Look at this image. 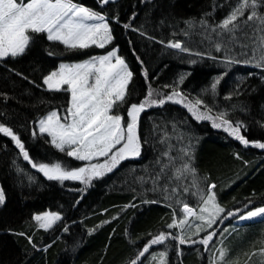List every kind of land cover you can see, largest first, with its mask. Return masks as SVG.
I'll return each mask as SVG.
<instances>
[{
	"label": "trees",
	"instance_id": "trees-1",
	"mask_svg": "<svg viewBox=\"0 0 264 264\" xmlns=\"http://www.w3.org/2000/svg\"><path fill=\"white\" fill-rule=\"evenodd\" d=\"M75 2L106 16L114 37L110 46L133 72L127 102L116 110L125 120L127 108L143 101L150 88L156 99L175 88L186 102L202 100L201 112L212 117L225 113L233 123L240 122L249 144L223 127H213L212 120H196L184 103L167 101L140 114V156L84 184L48 180L24 160L10 137L0 134V189L5 192L0 205V264H131L161 232L171 235L152 245L137 264H155L160 253L167 256L166 264H262L264 215L240 219L264 205V149L255 146L264 143V68L256 66L264 56L259 21L245 25L246 12L238 18L235 33L218 29L237 0ZM260 4L257 11L264 15V0ZM33 37L24 54L0 60V124L18 135L35 163L85 166L56 149L47 134L39 132L37 122L68 103L66 93L48 90L43 78L61 61L82 60L98 49L68 50L48 41L46 34ZM169 41H179L189 51L170 48ZM229 59L237 62L228 63ZM185 163L194 172L178 173ZM162 166H167L165 173L156 180ZM211 185L223 209L218 224L203 225L198 234L193 230L198 221L167 227L174 213L179 222L184 203L200 207ZM45 211L61 216L47 231L33 219ZM209 234V243H201ZM180 236L187 242L172 238ZM189 243L191 253L185 251ZM221 249L226 252L223 260Z\"/></svg>",
	"mask_w": 264,
	"mask_h": 264
},
{
	"label": "snow or ice",
	"instance_id": "snow-or-ice-1",
	"mask_svg": "<svg viewBox=\"0 0 264 264\" xmlns=\"http://www.w3.org/2000/svg\"><path fill=\"white\" fill-rule=\"evenodd\" d=\"M100 2L103 5L109 3L110 0H100ZM260 6V0H237V5L230 14L216 27L226 33H235L239 29L238 18L245 17L247 12L244 24L258 20L260 27L257 30L264 32V15L257 11ZM124 27L129 28L130 25L125 24ZM33 34H46L48 41L59 42L68 50H82L90 46L104 48L114 39L105 15L76 3L75 0H26V2L25 0H0V60L24 54L33 41ZM261 42L264 44V36L261 37ZM167 46L180 51H189L179 41H169ZM217 51H220L219 45H217ZM236 62L228 60V63ZM256 66L264 68V56ZM144 76L147 78L146 71ZM132 78L133 72L130 71L129 65L117 54L116 50L109 51L106 55L92 57L82 63L70 65L62 63L57 70L43 78V84L48 90L66 91L70 94V99L63 115L53 110L40 119L39 132L47 134L51 144L60 152H66L67 156L76 160L88 162L85 166L68 169L59 162L35 163L25 150L21 139L10 127L0 124V134L10 137L24 160L48 180L61 182L74 180L84 184H88L94 177L111 172L121 161L140 156L141 140L138 135L140 114L148 107L163 105L167 101L184 103L196 120H212L213 127H223L242 144H249V141L241 134L240 122L233 123L225 118V113L212 117L207 112H201L199 107L203 103L202 100L197 99L194 103L186 102L183 94L175 88L170 94H159L158 99L153 98L154 90L150 88L143 101L139 104L132 103L127 108V120H125L116 110L127 102L128 86ZM180 82H183V77ZM211 87L215 91L216 83H213ZM255 146L264 149V143H258ZM163 155L168 156V153L165 152ZM100 157H105L103 163L92 162ZM166 167H161L156 180L165 173ZM181 171L194 172V169L185 163L182 169L177 170L178 173ZM174 178L179 180L180 175L174 174ZM214 187L215 185L209 186L206 199L202 197L203 207L200 208V215L184 203L182 208L184 218L177 223L176 213H174L173 223L167 227H183L187 224L188 217L201 221L206 220L208 227H211L216 222L219 213L223 211L216 203L212 192ZM172 191L175 192L176 189L173 188ZM4 203L5 192L0 189V205ZM203 213H208V217L206 218ZM229 215L232 214L229 213ZM262 215H264V207L249 211L247 216H242L241 219ZM33 219L38 223L39 228L47 231L61 220V216L56 212H44L33 216ZM201 230L200 226H197V234ZM170 235L161 232L154 236L139 252L137 258L131 261V264H137L140 257L145 256L152 245L164 243ZM172 238L179 239L180 244L187 242L183 236ZM211 239L212 235L209 234L200 242L207 245ZM29 241L31 242L30 237ZM192 242L195 243V241ZM225 255V250L221 249L222 260ZM260 255H264V248L260 250ZM164 257L165 253H160V264H165Z\"/></svg>",
	"mask_w": 264,
	"mask_h": 264
},
{
	"label": "rangeland",
	"instance_id": "rangeland-1",
	"mask_svg": "<svg viewBox=\"0 0 264 264\" xmlns=\"http://www.w3.org/2000/svg\"><path fill=\"white\" fill-rule=\"evenodd\" d=\"M96 2H99V4H101V2H100V0H96ZM77 3V2H76ZM80 4V3H79ZM82 5V4H81ZM102 5V4H101ZM84 6V5H83ZM86 7V6H85ZM106 17V16H105ZM107 19V18H106ZM108 21V20H107ZM90 47H94V48H97L98 49V51L96 52V53H93V54H91L90 56H88L87 58H84V59H82V60H78V61H73V62H64V61H61L60 63H59V65L60 64H76V63H82V62H84V61H87V60H89L90 58H92V57H98V56H102V55H106L107 54V52H109V51H112V50H116L117 51V54L120 56V54L118 53V50H117V48L116 47H112V46H110V43L108 44V45H106L104 48H98V47H96V46H90ZM121 57V56H120ZM59 65H58V67L56 68V70L59 68ZM46 86V85H45ZM66 87V86H65ZM46 88H47V86H46ZM63 92H65L66 93V95H67V100L69 101V99H70V94L69 93H67L66 91H63ZM67 105H68V103H67ZM67 108V107H66ZM65 108V109H66ZM64 109V110H65ZM64 110H62L61 112H59L58 110H56V111H58L61 115H63L64 114ZM53 111V110H52ZM47 116V115H46ZM46 116H44V117H46ZM40 121V120H39ZM39 121L37 122V128H38V130H39ZM50 138V137H49ZM101 158H104V157H100V158H98V159H101ZM97 159V160H98ZM94 161H96V160H93L92 162L94 163ZM84 165H86L88 162H86V161H81ZM207 198V197H206ZM219 206V205H218ZM201 207H203V203H202V205L200 206V207H198V208H194V207H192L194 210H195V212L197 213V215H200L201 213H200V208ZM220 207V206H219ZM260 207H264V205L263 206H260ZM260 207H257V208H260ZM182 208H183V206L181 207V215H182V217H181V219H183L184 218V214H183V212H182ZM221 208V207H220ZM256 208H254V209H252V210H249V211H254ZM248 211V212H249ZM45 212H49V211H45ZM248 212H246V213H244L242 216L243 217H246L247 216V213ZM44 212H41V213H38V214H43ZM38 214H36V215H38ZM221 214H222V212H220L219 213V215L217 216V218H216V222L215 223H213L212 225H211V227H213V225L215 224H218L219 223V219H220V217H221ZM203 215L207 218L208 217V213H203ZM241 216V217H242ZM241 217H240V219H241ZM254 218V217H253ZM187 220L190 222V223H192V222H194V221H198V224H195V226H193V230L195 229V232H196V234H197V226H200V228L204 225V227L205 228H209L208 227V225H207V222H206V220L205 221H201V220H199V219H196V218H194V217H188L187 218ZM221 222H223L222 220L220 221V223ZM57 223V222H56ZM178 223V222H177ZM55 225V224H54ZM217 235V234H216ZM195 235H193V236H191L190 238H189V242H191V240H192V238L194 237ZM192 250H193V245L192 244H188L187 245V248H186V252L187 253H191L192 252ZM164 260H165V264L167 263V256L165 255V257H164ZM155 264H160V257L156 260V262H155Z\"/></svg>",
	"mask_w": 264,
	"mask_h": 264
},
{
	"label": "water",
	"instance_id": "water-1",
	"mask_svg": "<svg viewBox=\"0 0 264 264\" xmlns=\"http://www.w3.org/2000/svg\"><path fill=\"white\" fill-rule=\"evenodd\" d=\"M114 1H117V0H110V2H114Z\"/></svg>",
	"mask_w": 264,
	"mask_h": 264
}]
</instances>
